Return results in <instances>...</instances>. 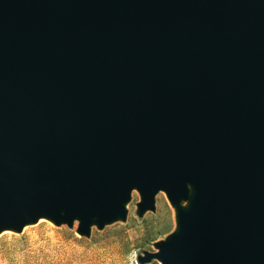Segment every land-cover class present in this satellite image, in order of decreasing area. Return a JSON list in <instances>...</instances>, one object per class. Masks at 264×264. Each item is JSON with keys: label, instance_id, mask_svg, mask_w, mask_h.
Listing matches in <instances>:
<instances>
[{"label": "water", "instance_id": "1", "mask_svg": "<svg viewBox=\"0 0 264 264\" xmlns=\"http://www.w3.org/2000/svg\"><path fill=\"white\" fill-rule=\"evenodd\" d=\"M154 211L138 264H264V0H0V233Z\"/></svg>", "mask_w": 264, "mask_h": 264}, {"label": "rangeland", "instance_id": "2", "mask_svg": "<svg viewBox=\"0 0 264 264\" xmlns=\"http://www.w3.org/2000/svg\"><path fill=\"white\" fill-rule=\"evenodd\" d=\"M138 197L132 192L126 219L92 227L88 238L72 228L55 226L46 220L26 225L19 233H0V264H138L142 250L153 251L151 243L161 239L173 226L172 212L164 195L154 197V211L134 214ZM145 264H158L151 260Z\"/></svg>", "mask_w": 264, "mask_h": 264}, {"label": "bare ground", "instance_id": "3", "mask_svg": "<svg viewBox=\"0 0 264 264\" xmlns=\"http://www.w3.org/2000/svg\"><path fill=\"white\" fill-rule=\"evenodd\" d=\"M39 220H43V219H39ZM3 232H5V231H3Z\"/></svg>", "mask_w": 264, "mask_h": 264}]
</instances>
